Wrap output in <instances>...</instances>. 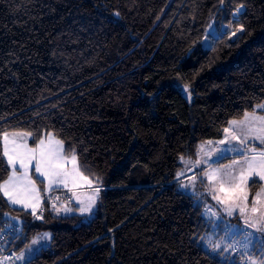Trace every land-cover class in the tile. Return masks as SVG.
<instances>
[{"label": "trees", "instance_id": "1", "mask_svg": "<svg viewBox=\"0 0 264 264\" xmlns=\"http://www.w3.org/2000/svg\"><path fill=\"white\" fill-rule=\"evenodd\" d=\"M221 1L0 0V184L5 132L32 147L52 133L102 194L90 223L48 208L17 244L52 233L27 264H239L200 244L205 204L177 180L181 158L264 104V0H231L247 11L215 39ZM31 218L0 193V231Z\"/></svg>", "mask_w": 264, "mask_h": 264}, {"label": "snow or ice", "instance_id": "2", "mask_svg": "<svg viewBox=\"0 0 264 264\" xmlns=\"http://www.w3.org/2000/svg\"><path fill=\"white\" fill-rule=\"evenodd\" d=\"M242 7V6H241ZM238 30H243V25H240ZM187 91V86H185ZM259 109L264 110V104L257 106ZM243 121H230L229 125L235 126L240 135L237 136L233 133V139L239 140L241 144H245L250 136H254L255 140L259 141L261 146H264V116H256L254 113H244ZM258 122V124H257ZM225 133L230 132V128L224 129ZM9 133L3 134L4 138V151L3 156L7 158V163L12 168V173L8 180L0 184V193L7 198L11 204H20L23 207H31L32 214L35 215L36 207L39 202V193L36 188V181L33 180L27 172V169L35 161V171L39 174V177H43L48 181L51 186L55 183H62L65 186L69 182L74 187L78 186L80 182H85L88 185H92V181L87 177H84L75 167L69 170L66 167L67 157L64 155V141L62 139H56L54 134L48 133L47 140L44 138L39 140V143L35 148H29L26 143H21L25 137L31 136L32 133L28 132H13L11 133V139H9ZM9 143L12 144L11 151L9 150ZM223 143V141H221ZM252 155H246L241 153V161H232L231 165H226L223 172L216 171L208 178L212 180L219 177L220 191L225 192V197L220 201L224 204V211L228 215H232L237 209L241 216L245 217V225L254 229L253 232H248L246 229L240 233V236L236 240L230 241L223 247L219 243L212 245L213 251L228 252L229 248H235L240 252L241 256L249 255L255 249L256 232L264 233V207H258L257 204L264 205V189L261 192H257L253 198L250 212L253 214H259L254 217H248L249 211L248 199L249 195L246 191V187L249 180L252 177H258V180L253 182L264 181V147H260L257 151V146L253 145L250 149ZM183 160V158H181ZM71 161L73 165L76 164L77 156L75 150H72ZM19 164L20 168L25 169L23 174H19L16 169V165ZM234 165H239L238 168H234ZM184 172L177 173V179L184 176ZM227 185V187H225ZM188 187V185H183ZM101 189L99 187L93 188V195L88 196L87 204H84L79 197H77L78 211L81 214H91L96 200L99 196ZM215 198V197H214ZM31 200V204L28 201ZM66 211H72V209H65ZM215 215V213H213ZM14 219V218H13ZM11 228H15V225H9ZM48 234H45L47 237ZM33 244L37 241L33 240ZM35 251L29 248V252ZM260 257H264V252L259 253ZM18 259L24 258V253H21ZM248 264V261H246ZM259 264H264V259H261Z\"/></svg>", "mask_w": 264, "mask_h": 264}, {"label": "rangeland", "instance_id": "3", "mask_svg": "<svg viewBox=\"0 0 264 264\" xmlns=\"http://www.w3.org/2000/svg\"><path fill=\"white\" fill-rule=\"evenodd\" d=\"M205 43L211 44L212 41L211 40H205ZM180 90L185 94V96L188 98L189 101H192L193 97H192V95L188 89H187V91H185V88L180 87ZM258 110H259V112H255L254 114H260L261 116H264V110L259 109V108H258ZM243 120H244V118L240 119V120H235V121L239 122V121H243ZM257 124H258V122H257ZM229 128H230V132L226 133V137H225L222 144H225V145H228V146L234 148L236 146V139H233V133L235 135H237V134H240V132L238 131V129L235 126L230 127V125H229ZM217 142H218L217 140H213V141H207L205 143H202L200 145V149H199L197 156L183 157V160H181L182 167H181L179 172H184L185 175L180 177L179 180L178 179L177 180L179 182V190L180 191H182L188 195H191L196 200V202H198L200 204L209 205L211 208H215V206H217L219 209V211L217 212V214L215 216L209 214V212H205V216H206V218L209 222V225H210V230L200 239V244L206 250L210 251L211 253H214V254L220 253V254H223L224 257H226V258L237 259L238 261H240V259H242L244 256H241L240 252L238 254L237 253L238 251L235 248H229L228 252L213 251L212 250V245L214 243H219L223 247L224 245L228 244L230 241L238 239L240 236V234H239L240 232L244 231L245 229L250 228L247 225H245V222H244L245 217L241 216L239 214L238 209L232 215H228L223 210L225 205L220 203V201L222 199H224L225 192L220 191L221 185L219 182V177H216L212 180H209V178H208L210 175H212L216 171L223 172L225 170L226 165H221V166L216 165V166L210 168L209 171H207L208 169L205 168L207 166V163H208V158H204V156H206L205 151L207 150L208 146L213 147L216 145V148H217L218 144H221V143H217ZM233 145H235V146H233ZM243 145L247 146V148H248L247 151L249 153L248 155L252 154L250 149L253 147V145L257 146V151L260 150V147H264V146H261L259 144L258 140H255L254 136H250L248 141L245 144H241V146H243ZM241 153H244V152H241ZM231 160H233V159L230 158V161ZM234 160L235 161H241L242 155L239 154V156H235ZM71 163H72V161H71ZM231 164L229 163L227 165H231ZM74 167L75 168L78 167V159L76 161V164L72 165V168H74ZM233 167L238 168L239 165H234ZM192 170L196 171V173L194 175L191 172ZM31 171H33L32 168H31ZM27 172H28V170H27ZM28 175L31 177V175L29 173H28ZM35 176H37V175L35 174ZM31 178L33 180H35L34 176ZM42 178H40V179L43 180ZM58 184L59 183H55V184H52L50 186L48 184V181H47V185H48L49 189L55 188V186H57ZM185 184L188 185V187H184L183 185H185ZM37 186H39V185L36 182V188H37ZM94 186L98 187L95 183H94ZM225 187H227V185H225ZM246 191L248 192V195H249V199H248L249 211L247 213V216L251 218V217L257 216L259 214L258 213L253 214L250 212V208L252 206V201L250 200L251 190L249 188V185L246 187ZM51 192H53V191H51ZM73 195L76 198L79 197L82 201H84V204L86 205L87 204L86 198L90 195H93V189L76 191L75 194H73ZM73 195L71 194V196H73ZM74 196H73V201H74ZM214 197H217V198H214ZM101 198H102V194L100 191L99 196L96 200L95 206H94L90 215L89 214H81V212L77 210L78 207H80L77 204V202L75 201V203L73 204L71 202H68L67 200H63L59 204H57V205H60V204L62 205V207H60L61 210L59 211V213L62 215L79 214V215L83 216V221L85 223H90L92 221L98 207H99V203L101 202ZM42 204H43V202L37 208L36 212L41 208ZM257 206L258 207H264V205H261L259 203L257 204ZM68 208L72 209V211H66L65 210ZM236 216H239V224L234 223L237 221L235 218ZM15 221L18 222L19 220H15ZM227 229H229V230H227ZM250 229H251V231H248V232L255 231L252 228H250ZM45 234H48V236L45 237ZM255 235H256L255 249L250 253L251 259L249 258V255H245L246 257H248V264H259L260 260L264 259V257H260V255H259L260 252H264V233L256 232ZM52 236L53 235L51 232H43L34 238V240L37 241L36 244L30 243L27 247L20 249L17 252V254L20 256L21 253H24V258L19 259V264H27L31 259L36 257L38 255V253H40L42 251L43 248L48 247L51 244ZM29 248H32L35 251L30 253ZM15 264H18V261Z\"/></svg>", "mask_w": 264, "mask_h": 264}, {"label": "built area", "instance_id": "4", "mask_svg": "<svg viewBox=\"0 0 264 264\" xmlns=\"http://www.w3.org/2000/svg\"><path fill=\"white\" fill-rule=\"evenodd\" d=\"M246 11L245 5L233 6L231 0H222L217 14L208 27L207 34L215 39H220L232 33L235 23L242 20ZM63 200L73 203V196L63 190L53 191L45 196L41 208L35 215L32 214V218L27 224L14 221L9 225L14 224L15 228L8 225L0 231V264H15L18 261L17 244L28 234L32 224L44 218L48 208L55 207ZM237 253L239 254V251ZM246 261H248V257L244 256L240 259L239 264H246Z\"/></svg>", "mask_w": 264, "mask_h": 264}, {"label": "crops", "instance_id": "5", "mask_svg": "<svg viewBox=\"0 0 264 264\" xmlns=\"http://www.w3.org/2000/svg\"><path fill=\"white\" fill-rule=\"evenodd\" d=\"M255 115H257V116H261L260 114H255ZM245 118V117H244ZM229 128V127H228ZM48 135V134H47ZM47 135L44 137V139L45 140H47ZM240 134H237V136H239ZM225 137H226V133H225V135H224V137L222 138V139H220V140H217L218 142L217 143H221V141H224V139H225ZM56 138V137H55ZM9 139H11V134L9 135ZM57 139V138H56ZM21 143H26L27 145H28V147L29 148H35V147H32L30 144H29V137H25L24 138V140L23 141H21ZM205 145V144H204ZM233 146H235V145H233ZM8 147H9V150L11 151V149H12V144L11 143H9V145H8ZM247 146L246 145H243V146H241V143L239 142V140H237L236 139V146L234 147V148H232V147H230V146H228V145H225V144H218V147L216 148V145L215 146H208V148H207V150L205 151V153H206V156H204V158H208V163H207V166L205 167L206 169H208L207 171H209V169L210 168H212V167H214V166H221V165H227V164H231L232 163V161L234 160V157L235 156H239V154H241V152H244L243 154H246V155H248L249 153H248V151H247ZM253 154V153H252ZM252 154H250V155H252ZM64 155H65V149H64ZM66 156V155H65ZM67 157V156H66ZM230 158L231 159H233V160H231L230 161ZM71 157H67V164H66V167L69 169V170H72L73 168H72V165H73V163H71ZM11 167V166H10ZM31 168H32V170L33 171H31ZM16 169H17V172L19 173V174H23V172H24V170L25 169H22V168H20V166H19V164H17L16 165ZM76 169L80 172V173H82L81 171H80V168H79V164H78V167H76ZM11 170H12V168H11ZM28 170V173L31 175V177H33L34 176V174H36L37 176H39V174L38 173H36V171H35V161H33V163H32V165L27 169ZM204 171V170H203ZM192 172V174L194 175L195 173H196V171L195 170H192L191 171ZM11 173H12V171H11ZM82 175L84 176V177H86L83 173H82ZM40 178H42V177H40ZM39 178V179H40ZM88 178V177H87ZM43 179V182H44V184H45V192L44 193H42V191H41V189H40V186H37V190H38V193H39V202H38V204H37V207H36V210H37V208L41 205V203L43 202V200H44V195H46V194H49L51 191H54V190H63V191H65V192H68V193H70V194H75V192L76 191H82V190H90V189H93L95 186H94V182L90 179V178H88L89 180H91L93 183H92V185H88L87 183H85V182H80L79 184H78V186H76V187H74L73 186V184L71 183V182H69L68 184H67V186H65L64 184H62V183H59L57 186H55V188H52V189H49V187H48V185H47V180H45L44 178H42ZM254 180H258V177H252L250 180H249V183H248V185H249V188H250V190H251V187H250V185H251V183L254 181ZM247 185V186H248ZM255 187L257 188V191H256V193L257 192H261V190L262 189H264V181H259V183H257L256 185H255ZM74 196V195H73ZM255 196H256V194H255ZM215 198H217V197H215ZM7 199V198H6ZM77 200V198L74 196V201H73V204L75 203V201ZM251 200V199H250ZM251 201H253V200H251ZM10 204H11V202H9ZM28 203L29 204H31V200H29L28 201ZM13 207H16V208H20V209H22V210H25V211H27V212H30V213H32V208L31 207H27V208H25V207H23L22 205H20V204H16V205H13V204H11ZM209 205H205V212H209V214H211V215H213V213H215V215L217 214V212L219 211V209H218V207L217 206H215V208H211L210 206L208 207ZM60 207H62V205L60 204V205H57V206H55V207H53L52 209L53 210H55L58 214H60L59 213V211L61 210V208ZM62 215V214H61ZM215 215H213V216H215ZM236 218V222H234V223H236V224H239V216H236L235 217ZM234 220V219H233ZM18 222H21V221H18ZM238 222V223H237ZM229 230V229H228ZM247 231H251V229L250 228H248V229H246ZM241 233V232H240ZM239 233V234H240ZM18 257H19V255H18ZM17 260H18V264H19V259L17 258Z\"/></svg>", "mask_w": 264, "mask_h": 264}]
</instances>
